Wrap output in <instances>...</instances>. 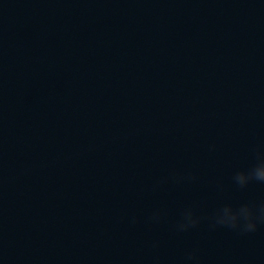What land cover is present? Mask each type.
Returning <instances> with one entry per match:
<instances>
[{"label": "clouds", "instance_id": "1", "mask_svg": "<svg viewBox=\"0 0 264 264\" xmlns=\"http://www.w3.org/2000/svg\"><path fill=\"white\" fill-rule=\"evenodd\" d=\"M259 160L260 162L247 172V183H245L244 179L245 172H238L234 176V180L239 186L244 187L253 179L264 181V156L259 157ZM228 207H231L233 210H239L242 208L245 210V215L239 222H237L236 216H233L229 221L217 220L216 218L219 212ZM213 219L215 224L224 225L232 229H239L242 232H254L257 229L258 222L264 223V205H260L258 209L253 205H243L238 209L226 205L217 210ZM196 223H198V219L194 218L192 210L189 209L184 213V222L179 225V228L180 230H185L187 227L194 226Z\"/></svg>", "mask_w": 264, "mask_h": 264}]
</instances>
